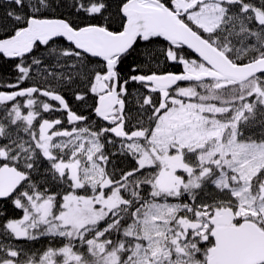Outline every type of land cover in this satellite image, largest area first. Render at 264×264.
Instances as JSON below:
<instances>
[{"label": "snow or ice", "instance_id": "6c2138e0", "mask_svg": "<svg viewBox=\"0 0 264 264\" xmlns=\"http://www.w3.org/2000/svg\"><path fill=\"white\" fill-rule=\"evenodd\" d=\"M0 7V264H264V0Z\"/></svg>", "mask_w": 264, "mask_h": 264}, {"label": "trees", "instance_id": "16d2710c", "mask_svg": "<svg viewBox=\"0 0 264 264\" xmlns=\"http://www.w3.org/2000/svg\"><path fill=\"white\" fill-rule=\"evenodd\" d=\"M6 2H7V0H0V3L6 4ZM3 13H4V8L0 7V17L3 16ZM57 43L60 44L61 46L66 45V42L63 39H59L57 41ZM166 46H167L166 41H163L162 39H158L157 42L152 46L145 47L142 45L141 50L144 52H147L148 48L150 47L153 51H155L156 54L159 56L160 67L163 70L174 71V72L180 71L181 70L180 65L164 62L163 55L160 54V50H162ZM40 51L41 52L44 51L43 47H41ZM184 54L185 55H192L190 50H187V49H185ZM37 55H39V53H37ZM14 76H15L14 62L12 60L4 58V57H2V55H0V79H3L4 81H12L14 79ZM67 95L70 97L71 93H68ZM70 103H73L74 108L79 105V102H73L71 100H70ZM89 103H91L90 100H89ZM83 111L85 112V114H87L86 108H84ZM93 119H96V118L93 117ZM109 147H111V146H109ZM116 163H117L118 167L127 168L130 166L129 162L127 160H123V159H116ZM0 208L6 209L7 215L9 217H19L20 215H22L21 211L13 209L9 202L0 201ZM3 222H4V218L2 215H0V224H2ZM5 242L13 244L17 247L23 248L24 251L27 252L29 255H31L33 253L42 254L43 251L46 250L48 247H60V246H62L61 240H59V239L53 240V239H50L48 237H40L39 239H37L35 241L6 240Z\"/></svg>", "mask_w": 264, "mask_h": 264}, {"label": "water", "instance_id": "95a60500", "mask_svg": "<svg viewBox=\"0 0 264 264\" xmlns=\"http://www.w3.org/2000/svg\"><path fill=\"white\" fill-rule=\"evenodd\" d=\"M62 39V38H61ZM8 59V58H7Z\"/></svg>", "mask_w": 264, "mask_h": 264}]
</instances>
